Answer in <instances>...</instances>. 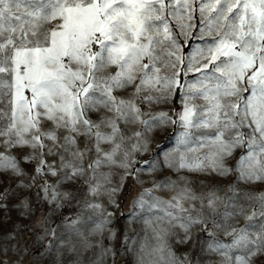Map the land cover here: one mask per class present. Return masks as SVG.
Returning a JSON list of instances; mask_svg holds the SVG:
<instances>
[{
    "label": "snow or ice",
    "instance_id": "1",
    "mask_svg": "<svg viewBox=\"0 0 264 264\" xmlns=\"http://www.w3.org/2000/svg\"><path fill=\"white\" fill-rule=\"evenodd\" d=\"M0 264H264V0H0Z\"/></svg>",
    "mask_w": 264,
    "mask_h": 264
},
{
    "label": "rangeland",
    "instance_id": "2",
    "mask_svg": "<svg viewBox=\"0 0 264 264\" xmlns=\"http://www.w3.org/2000/svg\"><path fill=\"white\" fill-rule=\"evenodd\" d=\"M171 143L172 142H169L168 145H166V146L165 145H161V146L162 147H170L171 146ZM125 204H127V201H125ZM65 212H66L67 215L71 216L73 214L72 206H70L69 208H67L65 210ZM11 215H12V220L13 221L17 220V216H16L15 211H13ZM127 216H128V211H127V208L125 207V209L123 211V216L121 217V219H120V221L118 223V228L121 230V232H124V231L127 230V229H125V225L127 223V220H126ZM5 226L6 227H10L11 224L10 223H6ZM133 227L135 228L137 226L136 225H133ZM129 234H131V233L129 232ZM29 239H31V237H29ZM42 254H43L42 251L41 252H37L35 255L30 256V259L40 260Z\"/></svg>",
    "mask_w": 264,
    "mask_h": 264
}]
</instances>
